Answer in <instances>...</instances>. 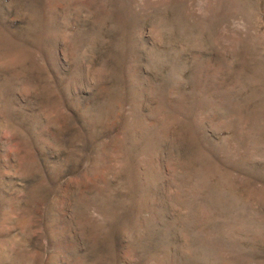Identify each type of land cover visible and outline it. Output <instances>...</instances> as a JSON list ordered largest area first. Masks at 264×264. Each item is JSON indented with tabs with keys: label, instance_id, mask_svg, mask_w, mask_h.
Listing matches in <instances>:
<instances>
[{
	"label": "rangeland",
	"instance_id": "obj_1",
	"mask_svg": "<svg viewBox=\"0 0 264 264\" xmlns=\"http://www.w3.org/2000/svg\"><path fill=\"white\" fill-rule=\"evenodd\" d=\"M0 264H264V0H0Z\"/></svg>",
	"mask_w": 264,
	"mask_h": 264
}]
</instances>
